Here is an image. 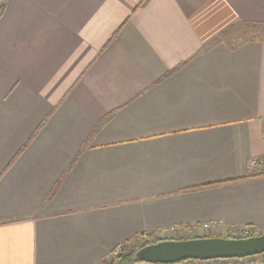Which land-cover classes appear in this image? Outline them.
I'll use <instances>...</instances> for the list:
<instances>
[{
    "label": "crops",
    "instance_id": "obj_1",
    "mask_svg": "<svg viewBox=\"0 0 264 264\" xmlns=\"http://www.w3.org/2000/svg\"><path fill=\"white\" fill-rule=\"evenodd\" d=\"M240 22L264 0H6L0 264H100L170 225L264 233V37L205 48Z\"/></svg>",
    "mask_w": 264,
    "mask_h": 264
},
{
    "label": "water",
    "instance_id": "obj_2",
    "mask_svg": "<svg viewBox=\"0 0 264 264\" xmlns=\"http://www.w3.org/2000/svg\"><path fill=\"white\" fill-rule=\"evenodd\" d=\"M264 254V233L249 237H192L168 239L139 249L135 260L154 264H175L189 259L244 258Z\"/></svg>",
    "mask_w": 264,
    "mask_h": 264
},
{
    "label": "trees",
    "instance_id": "obj_3",
    "mask_svg": "<svg viewBox=\"0 0 264 264\" xmlns=\"http://www.w3.org/2000/svg\"><path fill=\"white\" fill-rule=\"evenodd\" d=\"M5 6H6V0H0V18L4 12ZM256 34L261 36L262 38L264 37V22L262 23L240 22L228 28V30L224 31L220 36L215 38L205 48L209 49L215 44L226 40L230 36L233 37L234 35H240V36H246L248 38V36L254 37ZM196 237H200V236H196ZM226 237H237V236L229 235ZM239 237H249V236H239ZM158 241H160V239L156 238L153 233H149V232L140 233L139 235H136V237L132 239H128L127 241L123 242L121 250H117V249L113 250L100 264H133L135 262H139L138 260H135V255L137 251L145 245L152 244ZM191 261H200V260L189 259L182 262H191Z\"/></svg>",
    "mask_w": 264,
    "mask_h": 264
},
{
    "label": "built area",
    "instance_id": "obj_4",
    "mask_svg": "<svg viewBox=\"0 0 264 264\" xmlns=\"http://www.w3.org/2000/svg\"><path fill=\"white\" fill-rule=\"evenodd\" d=\"M251 165L256 167L258 171L262 173V168L259 165L258 161L253 159L251 162ZM218 227L216 224L211 223V222H204L198 225H194L191 228L184 226V225H170L163 227L160 229L157 233H154L155 237L161 240H168V239H176L179 237H182L184 234H191L194 235H216L218 231ZM201 232V233H200ZM230 232L242 236H253V235H258L257 232L252 228V227H243L239 229H232ZM229 232V235H231ZM217 236V235H216ZM238 236V235H237ZM206 237V236H204ZM183 239V238H179ZM122 249V243L119 245L117 250ZM244 259V260H243ZM242 260V261H240ZM200 261H211L214 264H235V263H240V264H264V254L260 255H254V256H248L244 258H228V259H213V260H200Z\"/></svg>",
    "mask_w": 264,
    "mask_h": 264
},
{
    "label": "rangeland",
    "instance_id": "obj_5",
    "mask_svg": "<svg viewBox=\"0 0 264 264\" xmlns=\"http://www.w3.org/2000/svg\"><path fill=\"white\" fill-rule=\"evenodd\" d=\"M236 230V229H235ZM227 233H225L224 235H226ZM230 236H237V237H239V236H242V235H239V233H237V234H234V233H232V232H230ZM195 236H200V237H202V235H195ZM204 236H206V237H210V236H216V235H211V234H208V235H204ZM203 236V237H204ZM220 236H222V235H220ZM192 237H194V235H191V234H184L182 237H179V238H183V239H186V238H192ZM179 238H176V239H179Z\"/></svg>",
    "mask_w": 264,
    "mask_h": 264
}]
</instances>
